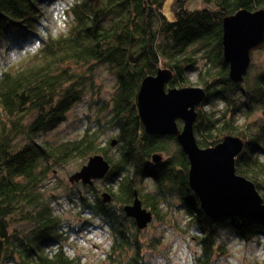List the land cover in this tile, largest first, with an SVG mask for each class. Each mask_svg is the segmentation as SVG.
I'll return each instance as SVG.
<instances>
[{"label":"trees","instance_id":"1","mask_svg":"<svg viewBox=\"0 0 264 264\" xmlns=\"http://www.w3.org/2000/svg\"><path fill=\"white\" fill-rule=\"evenodd\" d=\"M53 1L0 0V59L7 50L34 43L17 63L0 67V264H79L66 251L69 236L79 230L55 211L58 197L46 182L70 159L86 162L97 153L111 164L100 180L103 188L81 184L64 199L79 215L89 214L83 226L97 221L107 228L108 264H149L141 231L123 211L135 193L154 218L164 219L163 206L190 216L201 248L194 264H213L223 246L216 245L220 228L224 235L264 240V217L214 220L202 212L188 185L186 154L174 136L146 133L136 102L141 81L157 69H169L170 87L188 86V73L198 70L197 85L205 88L206 97L196 108L197 143L210 147L229 134L241 137L245 146L235 158L236 173L255 184L264 202V122L252 131L234 117L240 110L237 96L247 113L256 104L264 106V67L252 80L248 70L237 84L222 57L223 17L264 8V0H205L195 8L187 0H172V18L163 12L165 0H70L66 31L57 35L39 28L43 7ZM260 51L264 47L253 53ZM96 64L106 65L114 77L109 99L92 96L94 117L86 115L80 136L55 143L38 140L64 122L88 93L100 95L93 80ZM216 101L224 108L204 107ZM110 130L114 137L102 143ZM155 153L162 156L157 163ZM103 191L111 202L104 203Z\"/></svg>","mask_w":264,"mask_h":264},{"label":"water","instance_id":"2","mask_svg":"<svg viewBox=\"0 0 264 264\" xmlns=\"http://www.w3.org/2000/svg\"><path fill=\"white\" fill-rule=\"evenodd\" d=\"M264 47V8L254 11L239 9L222 19V57L228 65L229 78L242 83L251 55ZM172 77L169 69L159 68L141 81L137 92V109L141 123L149 135L174 136L189 162L188 185L200 203L202 212L217 220L228 216L245 219L264 217V202L255 184L235 170V158L244 149V140L226 135L214 146L200 147L194 133L197 106L205 99L202 86H167ZM178 120L182 122L181 127ZM116 140L111 141L115 145ZM162 156L153 154L152 161ZM111 171L110 162L97 153L89 157L69 176L70 183L94 185ZM104 203L111 202L107 191L101 193ZM126 217L137 229L148 226L153 213L142 205L135 193L131 204L123 207Z\"/></svg>","mask_w":264,"mask_h":264},{"label":"rangeland","instance_id":"3","mask_svg":"<svg viewBox=\"0 0 264 264\" xmlns=\"http://www.w3.org/2000/svg\"><path fill=\"white\" fill-rule=\"evenodd\" d=\"M70 0H56L43 7V16L40 20L39 28L42 30L47 27L53 35L65 32L69 15L65 13L67 3ZM172 0H165L163 12L172 18L170 9ZM189 8H195L205 4V0H187ZM46 31V30H45ZM34 48V43L24 49L7 50L3 59H0V67H5L4 63L15 64ZM264 67V51L255 52L252 55L249 67V75L252 80L257 72ZM201 64L197 65V69ZM198 70L188 73V86L197 85ZM95 90H99L100 95L88 93L83 102L77 103L68 112L67 119L58 124L45 134H41L37 139H47L55 143L64 139H72L80 136L86 125L85 117H94L95 108L90 106L93 101L92 96L100 99H109L112 93L114 77L107 70L104 64H96L93 71ZM240 96H237V103L240 110L235 112L236 124L249 125L252 131H256L258 126L264 122V106L254 105L251 112H245ZM206 109L217 111L224 108V103L216 101L214 105H205ZM216 114L219 112H215ZM181 127L182 122L178 120ZM114 137V131H108L103 135L101 142ZM22 139V138H21ZM114 151V149L112 150ZM113 153V152H112ZM87 162V161H86ZM79 158L70 159L64 165L56 167L53 174L46 182L48 191L57 196V203L54 202L55 211L64 221L76 226L79 231L73 232L67 241L66 251L70 256L78 257L79 264H108L106 253L109 250L110 235L105 226L96 224L83 226L84 219L89 218V214L79 215L77 208L67 202L64 198L70 190L81 189V183H70L69 176L77 171L86 163ZM147 181L143 178L144 187H148ZM97 187L103 188L104 183L100 180L95 181ZM161 213L164 219L154 218L144 229H141L140 239L143 242L149 264H194V257L201 253L198 242L199 233L195 230L191 218L182 209L173 207L172 210L163 206ZM80 227V228H79ZM224 230L219 229V236L216 238V245L222 243V249L215 251L213 264H264V240L253 237L250 240L239 239L230 235H224Z\"/></svg>","mask_w":264,"mask_h":264},{"label":"flooded vegetation","instance_id":"4","mask_svg":"<svg viewBox=\"0 0 264 264\" xmlns=\"http://www.w3.org/2000/svg\"><path fill=\"white\" fill-rule=\"evenodd\" d=\"M167 86H168V84H167Z\"/></svg>","mask_w":264,"mask_h":264}]
</instances>
